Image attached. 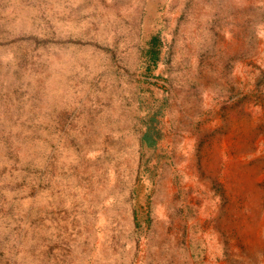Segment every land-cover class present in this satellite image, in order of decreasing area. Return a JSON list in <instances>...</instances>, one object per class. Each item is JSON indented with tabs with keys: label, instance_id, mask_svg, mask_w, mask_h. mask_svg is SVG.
<instances>
[{
	"label": "rangeland",
	"instance_id": "374dc122",
	"mask_svg": "<svg viewBox=\"0 0 264 264\" xmlns=\"http://www.w3.org/2000/svg\"><path fill=\"white\" fill-rule=\"evenodd\" d=\"M149 2L0 0V264H264V0Z\"/></svg>",
	"mask_w": 264,
	"mask_h": 264
},
{
	"label": "bare ground",
	"instance_id": "6f19581e",
	"mask_svg": "<svg viewBox=\"0 0 264 264\" xmlns=\"http://www.w3.org/2000/svg\"><path fill=\"white\" fill-rule=\"evenodd\" d=\"M136 1H138V4L133 9L136 11V14H139V11L137 9H140V7H142L143 3H141V5L139 7L140 0H136ZM159 1L160 0H150L149 6H148V9H147V12H146V16H145L146 17L145 19L147 20V22H150L152 18H155L156 20L159 21L158 15L155 13L156 7H157ZM162 7L166 8V11L164 13V15H165L168 12V9H169L170 6L168 4H166L164 6V4H163ZM158 14H159V12H158ZM206 30H207V24L205 23L204 33L206 32ZM206 35L208 36L209 34L207 33ZM54 58H55V61H54L55 62V66H53L52 69L54 71H61V73H63V75H62L63 77H65L66 74L71 69L77 68V66L80 65V63L77 60V58H74V57L69 56V55H63L62 54V57H60V56H56L54 54ZM60 61H61L62 64L59 65ZM197 65H198L197 62H194V64L191 67H193L195 69L197 67ZM57 75H54V77H57ZM62 76H61V80H62ZM248 124H249V120L247 118H244V119L241 120V123L238 122L235 125L238 126L239 128H241L240 129L242 131L241 133L244 134L248 130V127H249ZM234 130L235 131H240L238 128H237V130L236 129H234ZM252 136H253V134H250L249 136H246L243 139L239 138L240 140L244 141L245 143H239L238 142V147L240 146L241 150H243V151H245L246 148H249V144L248 143L250 142V137H252ZM229 166H232V164H229ZM206 167H207V165H206ZM207 168L210 170L209 166ZM244 171H245V169H242L240 171L235 170L234 174L237 175V173H238V175H239L240 173L242 174ZM184 172H185V170H184ZM255 180H256V178L253 179V182H251V181L248 182L247 181V183L249 185H251V187H252V184L255 182ZM200 181L203 183L201 185L200 190L202 188H205V187L208 186L209 182H207L206 179L203 178V180H200ZM232 187H234V189H236V190H234L235 192H241L245 186L242 185L241 183H238V182L236 183V181H235V183L233 182ZM253 190H254L256 198H260V189L256 185L254 186V184H253ZM257 201L258 200L255 199L254 203L257 202ZM259 201H260V199H259ZM231 210L233 211L234 209L232 208ZM236 214H239V213L236 212ZM241 215L243 217H245V218L242 219V220H239L238 217L233 218V213L224 214L223 215V219H220L219 221H217L214 224H212L211 228H210V230H208V232H218V227L217 226H222L223 228L227 227L228 229L232 228L233 226H235L237 228H242L244 234L248 233L250 224L248 225L247 220H246V216L243 215V214H241ZM245 224H246V226H244ZM201 237H203V236L200 235L199 238H201ZM246 239H248V241L250 240V242H251V239H250L249 236H246ZM231 242H234V241H231ZM257 242L259 243V239L257 240ZM251 244H252V242H251ZM254 244H256V242ZM254 244H252V245H254ZM254 248H256V247H254ZM166 257H169V256L167 255ZM142 258H146V257H142ZM67 261L68 262L64 263V264H96L97 263L96 261H94V257H70ZM35 262H37V260H31L30 258L28 259V263H30V264H35ZM44 264H47V262H44ZM48 264H50V263H48Z\"/></svg>",
	"mask_w": 264,
	"mask_h": 264
}]
</instances>
